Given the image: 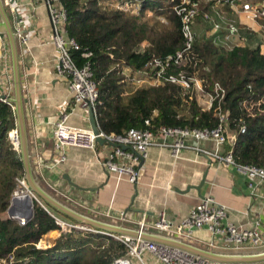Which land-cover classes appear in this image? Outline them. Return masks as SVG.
<instances>
[{
	"label": "trees",
	"instance_id": "trees-1",
	"mask_svg": "<svg viewBox=\"0 0 264 264\" xmlns=\"http://www.w3.org/2000/svg\"><path fill=\"white\" fill-rule=\"evenodd\" d=\"M59 2L66 13V35L80 48L71 57L78 67L89 65L98 89L96 122L103 133L123 135L132 129L156 131L162 126L213 129L219 124L216 111L220 107L226 117L225 154L230 153L238 165L264 169V18L256 19L259 33L238 26V35L245 39L243 47L220 46L214 37L198 39L195 35L193 46L183 54L182 66L169 72L198 81L204 94H213L214 85H221L225 91L222 102L215 100L206 111L198 103L192 81L188 91L165 81L158 86L127 88V80L134 75L153 79V58L181 50V23L174 11L179 0ZM222 4L223 0H201L194 21L201 18L212 26L215 22L210 21L208 11ZM263 7L264 2L258 5V9ZM219 25L220 30L226 28ZM85 51L91 54L88 59L81 57ZM16 128L12 104H0V264H111L121 257L124 246L102 232L73 230L56 237L53 246L38 248L44 236L59 228L37 203L23 226L6 216L15 179L25 177L21 153L13 150L8 139Z\"/></svg>",
	"mask_w": 264,
	"mask_h": 264
},
{
	"label": "crops",
	"instance_id": "crops-1",
	"mask_svg": "<svg viewBox=\"0 0 264 264\" xmlns=\"http://www.w3.org/2000/svg\"><path fill=\"white\" fill-rule=\"evenodd\" d=\"M249 2L258 6L264 0ZM211 7L219 11L214 18L222 20L223 28L229 16L237 20L239 27H245L254 33L261 31L259 22L251 19L248 13L240 10L236 12L226 4L219 5L220 9L217 6ZM132 13H137V9H133ZM16 16L21 21L19 29L28 38L24 52L14 34ZM194 29L199 35L200 29L197 25ZM210 34L217 45L229 48L245 46V39L240 34L227 39L226 29L210 31ZM10 35L16 50L20 108L31 176L35 184L49 197L80 215L118 228L121 232L118 231L117 235L137 237L139 222L144 219L147 228L142 232L141 238L167 246H170L167 244L170 240L181 241L157 234L150 228L158 221L159 215L163 213L167 221L177 225L203 198L212 197L225 206L227 220L231 224L244 229L257 228L264 236V188L251 197L247 178L243 173L193 149H183L174 158L167 148L150 147L147 157L139 165L140 173L135 184L130 183L126 177L110 174L98 163V159L104 157L108 151V145H100L96 152L68 148L64 162L53 170L43 171L42 165L52 164L57 158L53 132L61 114H69L68 126L91 129L89 113L83 107L73 104L67 81L55 74L57 49L52 42V26L43 0H0V96L7 93V86L1 78V58L5 55L9 61L12 81L10 101L18 131ZM262 39L261 52L264 53V36ZM142 45L146 47V44ZM143 80L135 88L151 86L149 79L144 77ZM127 88L135 89L130 88L129 84ZM186 142L204 151L217 152L219 155L225 153V147L217 149L212 141L188 139ZM49 209L57 216L65 217L64 220H72L51 207ZM108 209L125 212L126 220L118 222L106 218L102 213ZM143 213L146 214L145 218ZM210 240L220 244L218 238H212L202 229L196 231L191 240L181 243L203 252L205 256L202 258L209 261L264 264V247L237 253L218 248L211 250L206 245ZM45 241L54 243L55 238H45ZM236 259H242V262H236Z\"/></svg>",
	"mask_w": 264,
	"mask_h": 264
},
{
	"label": "built area",
	"instance_id": "built-area-1",
	"mask_svg": "<svg viewBox=\"0 0 264 264\" xmlns=\"http://www.w3.org/2000/svg\"><path fill=\"white\" fill-rule=\"evenodd\" d=\"M201 0H179L175 6V14L179 17L181 23V38L182 48L174 55H168L164 58H153L151 60L152 68L156 70L152 80H148L152 86H158L162 81L180 85L185 91L190 88V82H193V87L200 97L207 100L203 110L209 111L213 102L217 100L222 102L225 91L216 83L214 85L213 94H204L201 85L196 80H187L183 75H174L169 73L173 68H180L183 64V54L191 49L195 42L194 20L197 14V8ZM213 1V0H204ZM219 3L221 0H215ZM224 4L228 5L234 11L248 13V16L256 20L264 18V7L261 9L252 8L248 4H239V0H223ZM43 3L49 13L52 26V42L57 49V57L54 61V70L58 78H63L67 81L68 88L72 95V102L86 110L91 109L96 121V106L98 99V89L93 81V75L88 64L78 67L71 57L72 51L80 50L79 45L75 40L70 39L65 32L66 13L61 6L59 0H43ZM239 6L240 9H239ZM15 37L17 38L22 51L26 50L28 38L19 29L21 24L18 16H16ZM164 22V20H162ZM214 32L221 29L219 24L213 23ZM227 39L238 36L236 26L229 25L226 28ZM90 53L83 52L82 59H88ZM1 78L7 86L6 92L0 96V104H11L10 93L12 90V81L10 76V68L8 57L3 55L1 58ZM137 76V77H136ZM138 75L130 77L131 83L144 82V78ZM148 79V78H147ZM128 83V80H127ZM13 109V107H12ZM216 115L219 119V124L213 129H190L181 127H166L162 126L156 131L150 129L136 130L132 129L123 135H106L98 125L99 133L95 135L91 129H77L67 125L69 114L63 112L55 124L53 139L54 149L57 153V158L52 164L42 165L43 171H50L56 166L65 161V151L68 148H81L96 152L99 148L97 138L104 139L105 143L101 146L108 145V151L105 156L98 159V163L110 174L117 177H126L132 184L137 182L139 177L140 163L147 157V152L150 147L167 148L171 155L177 158L183 149H193L202 155L213 157L218 162L226 167H234L239 172L243 173L247 178V188L251 197L256 196L257 192L264 188V169L255 166L238 165L236 164L230 153L219 155L217 152H208L199 149L197 146L187 144L188 139L195 141H212L217 149L223 148L226 143L224 135V124L226 117L220 112V107H217ZM97 124V122H96ZM149 121H145V126L148 127ZM240 133H245L242 127ZM8 139L13 146V150L20 154V137L19 131L14 129L8 133ZM15 189L9 200V207H14V213L6 216L15 220L20 226L25 225L30 219H27L24 204L14 200L29 199L33 209V204L37 203L41 206L48 215L54 219L58 226V236L62 233L71 231L83 232H102L82 223L67 221L57 216L47 205L30 189L26 178H16ZM103 216L113 219L118 222L125 221V212L113 211L111 209L102 213ZM143 218L146 214L143 213ZM147 228L144 219L139 222V235L137 237H129L125 235L107 234L113 240L121 243L125 248V253L115 259L111 264H242L209 261L202 257L196 256L185 250L172 246L157 244L151 241H145L141 238L142 232ZM157 234L166 235L172 239L181 242L189 241L193 238L196 231L205 229L212 238H218L220 244L213 240L207 242L209 249H222L231 252H240L247 249L263 248L264 236L257 228L244 229L231 224L227 220V212L225 206L216 202L212 197L203 198L199 204L189 211V214L179 224L172 225L165 219V215L161 213L157 222L150 226ZM104 233V232H102ZM106 234V233H104Z\"/></svg>",
	"mask_w": 264,
	"mask_h": 264
},
{
	"label": "water",
	"instance_id": "water-1",
	"mask_svg": "<svg viewBox=\"0 0 264 264\" xmlns=\"http://www.w3.org/2000/svg\"><path fill=\"white\" fill-rule=\"evenodd\" d=\"M10 47H11V58H12V66H13V81H14V92H15V102H16V106H17V112H18V119H19V137H20V150H21V154H22V162H23V166H24V170H25V178L26 181L28 183V186L30 187V189L37 194L39 197H41V199L51 208H53L54 210H56L57 212L61 213L62 215L75 220L79 223H82L84 225H87L88 227H91L93 229L102 231L106 234H116L118 231L121 232V230H119L116 227L110 226L108 224H104L101 223L99 221L87 218L83 215H80L66 207H64L63 205H61L60 203L56 202L55 200H53L51 197H49L45 192H43L33 181V178L31 176V170L29 167V162H28V156H27V143H26V136H25V128H24V124L22 121V112H21V108H20V100H21V93H20V85H19V74H18V66H17V57H16V50H15V44H14V40L13 37L10 35ZM89 113V123H90V128L93 131V133L95 135H97L99 133L98 131V127L96 124V121L94 119V115L91 109L88 110ZM97 142L99 145H103L105 143L104 139H100L97 138ZM199 189V188H196ZM18 202H22L25 206V208L27 209L26 211V218L27 219H31L32 215H33V209L30 205V201L29 199H22V200H14L13 203L16 204ZM7 213L9 216H12L14 213V207H10L7 210ZM123 234V233H121ZM169 242V243H168ZM167 244H170V246L175 247V248H179L182 250H185L187 252H190L196 256L199 257H204V253L201 251H196L193 248L187 246L186 244H183L181 242L178 241H174V240H170L168 241ZM54 245V243L52 244V246ZM236 262H242V259H236Z\"/></svg>",
	"mask_w": 264,
	"mask_h": 264
},
{
	"label": "rangeland",
	"instance_id": "rangeland-1",
	"mask_svg": "<svg viewBox=\"0 0 264 264\" xmlns=\"http://www.w3.org/2000/svg\"><path fill=\"white\" fill-rule=\"evenodd\" d=\"M246 1V2H245ZM250 0H241V3L240 4H248V5H250L252 8H255V9H258V6H256L255 4H251V2H249ZM216 8V7H215ZM217 8L218 9H220V7H219V5H217ZM214 9V8H213ZM212 9V11L211 12H209L208 10H206V11H208V13H210V16H211V18H210V21L212 20V22H215V23H219V24H223V26H224V23H222V20L221 19H219V18H214V17H217V13H219V11H215V10H213ZM147 17L149 18V17H151V13H149L148 15H147ZM227 22H225V23H227V24H225L226 25V27L227 26H229V25H233V26H236L237 28H238V23H237V20L235 19V18H232V17H229V16H227ZM161 22L162 23H164V24H166L165 22H163L162 20H161ZM209 22V21H208ZM196 25H197V27L200 29V32H199V35L198 34H196V32H195V29H194V32H195V35H196V38H198V39H200V38H203V37H207V38H209V37H211L210 35V31H214L213 30V28H212V26L209 24L208 25V23H207V21H202L201 20V18L199 19V20H196V21H194V24H193V26H194V28L196 27ZM210 26V27H209ZM143 46V45H142ZM141 46V47H142ZM145 46H143L142 48H144ZM125 74H128V73H125ZM133 77H135V75L133 76ZM137 77V76H136ZM141 79V78H140ZM131 81L132 80H130V79H128V84H129V87L130 88H135L136 86H137V84L138 83H135V84H132L131 83ZM127 83V82H126ZM127 84V85H128ZM141 85V84H140ZM197 99H198V103H199V105H200V107H205L206 106V104H207V100H206V98H204V97H200V95L197 97ZM63 218H65V217H63ZM62 218V219H63ZM67 219V218H66ZM52 235V236H51ZM50 237H53V238H56V237H58V231H53V232H51V233H49V234H47L46 236H44L41 240H40V242L38 243V248H41V249H45V248H49L50 246H52V242H50V241H45V238H50Z\"/></svg>",
	"mask_w": 264,
	"mask_h": 264
},
{
	"label": "bare ground",
	"instance_id": "bare-ground-1",
	"mask_svg": "<svg viewBox=\"0 0 264 264\" xmlns=\"http://www.w3.org/2000/svg\"><path fill=\"white\" fill-rule=\"evenodd\" d=\"M52 236V235H51Z\"/></svg>",
	"mask_w": 264,
	"mask_h": 264
}]
</instances>
